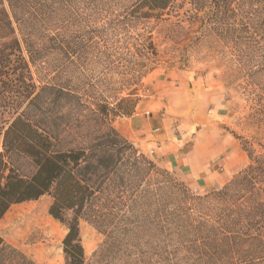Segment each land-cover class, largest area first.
<instances>
[{"label": "trees", "instance_id": "obj_1", "mask_svg": "<svg viewBox=\"0 0 264 264\" xmlns=\"http://www.w3.org/2000/svg\"><path fill=\"white\" fill-rule=\"evenodd\" d=\"M173 20L264 75V0H0V222L50 197L65 264H264V153L195 195L113 125L156 63L151 24ZM81 221L105 236L91 263ZM0 264L37 263L0 236Z\"/></svg>", "mask_w": 264, "mask_h": 264}, {"label": "rangeland", "instance_id": "obj_2", "mask_svg": "<svg viewBox=\"0 0 264 264\" xmlns=\"http://www.w3.org/2000/svg\"><path fill=\"white\" fill-rule=\"evenodd\" d=\"M151 25L152 41L158 55L152 70L135 86L139 89V103L133 114L136 111L166 114L183 120L188 115H199L204 106L209 107L207 102L212 106L223 102L227 114L220 122L221 131L238 140L243 150L245 146L256 154L264 153V75L248 82L230 48L209 34L188 30L186 23L173 20ZM4 116L10 119L12 113ZM131 116L117 117L113 122L123 137L132 132ZM244 152L246 160L238 174L251 163L249 154ZM157 167L185 185L191 194L215 192H195L175 172ZM51 203L52 199L44 196L37 201L14 205L0 222V236L37 264H65L62 242L67 229L50 216ZM80 230L86 260L91 263L93 253L104 242L105 236L86 221H81Z\"/></svg>", "mask_w": 264, "mask_h": 264}, {"label": "crops", "instance_id": "obj_3", "mask_svg": "<svg viewBox=\"0 0 264 264\" xmlns=\"http://www.w3.org/2000/svg\"><path fill=\"white\" fill-rule=\"evenodd\" d=\"M207 104L199 115L183 120L136 111L131 116L132 132L125 136L158 166L175 172L199 193L221 190L246 160L240 142L221 131L226 104Z\"/></svg>", "mask_w": 264, "mask_h": 264}]
</instances>
